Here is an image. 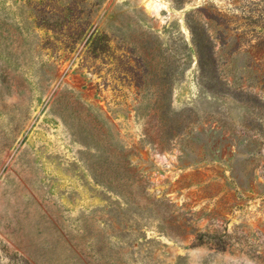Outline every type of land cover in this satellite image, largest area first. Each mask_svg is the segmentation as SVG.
<instances>
[{
  "label": "rangeland",
  "instance_id": "374dc122",
  "mask_svg": "<svg viewBox=\"0 0 264 264\" xmlns=\"http://www.w3.org/2000/svg\"><path fill=\"white\" fill-rule=\"evenodd\" d=\"M51 1L0 0V264H264V0H76L106 56Z\"/></svg>",
  "mask_w": 264,
  "mask_h": 264
},
{
  "label": "trees",
  "instance_id": "16d2710c",
  "mask_svg": "<svg viewBox=\"0 0 264 264\" xmlns=\"http://www.w3.org/2000/svg\"><path fill=\"white\" fill-rule=\"evenodd\" d=\"M50 6L55 7L53 13L50 16H44L52 18L56 22L54 25L43 24L41 26L61 33L68 46H73L83 38H87L86 45H89L90 52L95 56L111 55L108 36L103 33H96V30L90 31L89 22L85 21L82 16L84 14L83 7L80 8L76 0L64 2L62 7L57 6V1L52 0ZM117 59L120 58L117 57ZM126 63L131 66L129 60Z\"/></svg>",
  "mask_w": 264,
  "mask_h": 264
}]
</instances>
